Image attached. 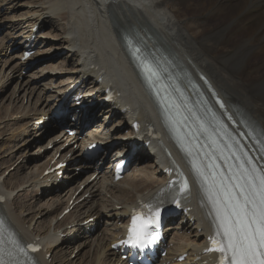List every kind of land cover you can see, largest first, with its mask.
I'll return each instance as SVG.
<instances>
[{"label":"bare ground","instance_id":"1","mask_svg":"<svg viewBox=\"0 0 264 264\" xmlns=\"http://www.w3.org/2000/svg\"><path fill=\"white\" fill-rule=\"evenodd\" d=\"M129 44L148 56L159 75L178 69L176 93L188 101L196 99L204 113L219 118L264 175V152L256 141L259 134L264 136V0H0V66L4 62L0 69V211L21 241L41 245L35 256L39 264L115 262L117 252L111 244L124 234L127 216L161 191L167 182L165 167L173 162L181 163L192 177L187 198L192 208L177 225L166 227L172 246L160 264L167 260L175 264L184 253L187 257L180 264H208L203 261L211 257L203 250L213 231L214 209L201 188L205 176L193 172L207 161L217 173L228 166L207 154V142L217 144L227 131L220 127L221 137L215 136L204 114L193 117L200 130L189 146L192 162H187L179 144L170 140L166 123L139 77L142 65L131 60ZM28 45L38 49L33 58L24 60ZM65 49V58L56 61ZM33 59L42 60L34 77L40 80L32 83L30 78L22 84L19 79ZM86 78L91 79L85 94L89 117L83 123L97 119L87 133L108 132L94 137L103 144L100 158H87L84 149L89 140L68 135L65 128L32 150L36 136H42L46 127L32 131L31 120L51 114L61 102L69 111L60 118L61 124L81 130L85 110L77 113L75 103L64 97L71 84H83ZM15 82L14 91L5 95ZM106 86L119 94L111 105L99 107ZM71 113L78 116L75 122L70 121ZM134 120L141 124V133L156 128L152 142L159 154L155 158L144 154L142 146L138 160L143 164L113 181L107 163L135 140ZM74 139L79 147L73 146ZM51 143L50 152L34 156ZM58 155L57 161L69 162L64 174L69 186L62 192H56L61 187L56 190L55 175H43ZM78 167H83L79 175ZM235 176L232 173L230 178ZM48 192L51 195L42 199L40 194ZM91 217L92 222L82 225ZM101 223L91 233V226Z\"/></svg>","mask_w":264,"mask_h":264},{"label":"snow or ice","instance_id":"2","mask_svg":"<svg viewBox=\"0 0 264 264\" xmlns=\"http://www.w3.org/2000/svg\"><path fill=\"white\" fill-rule=\"evenodd\" d=\"M246 183L229 189L224 200H215L222 231L212 239L213 249L221 254L219 264H264V175L245 170ZM187 187V184H185ZM160 208L142 205L132 217L127 243L145 248L155 240L152 230L159 226ZM2 251V250H0ZM0 264H5L0 257Z\"/></svg>","mask_w":264,"mask_h":264},{"label":"rangeland","instance_id":"3","mask_svg":"<svg viewBox=\"0 0 264 264\" xmlns=\"http://www.w3.org/2000/svg\"><path fill=\"white\" fill-rule=\"evenodd\" d=\"M24 1V0H23ZM7 22V21H6ZM11 21H8L7 23H10ZM45 31H47V29L45 30ZM54 33H56V34H58L59 33V31H55ZM56 34H55V36H56ZM52 39H54V38H52ZM21 50L22 49H20L19 51L21 52ZM67 53V50L66 51H60V52H58V55L56 56V61H60V59L62 60V58L64 59L65 58V54ZM2 64V66H0V69H2V67H3V65H4V62H2L1 63ZM28 72H26L24 75H22L21 77H20V79H19V81H22V83L23 82H25V81H27L28 79H32L35 75H34V73L33 74H27ZM36 73V72H35ZM15 85H16V82L15 83H13L7 90H5V92H4V94L5 95H7L8 93L9 94H11L12 92H13V87H15ZM1 101V100H0ZM46 136V135H45ZM44 136V138H42L41 140H39L38 142H36L32 147H31V149L32 150H34L38 145H42V144H46L45 142H48L47 141V137H45ZM12 142H14V139H12ZM43 150H45V149H43ZM42 150V151H43ZM51 151V149L49 150V152ZM34 156H38V151H36L35 152V154H34ZM81 172H83V170H81V171H78L77 172V175H79ZM86 174V172L81 176V177H83L84 175ZM19 177H21V176H19ZM81 177H79V178H81ZM78 178V179H79ZM66 188V186L65 187H63V190ZM49 194H46L45 196H43V197H41L42 199L44 198V199H47V196H48ZM29 197H30V195H29ZM32 207V206H31Z\"/></svg>","mask_w":264,"mask_h":264}]
</instances>
